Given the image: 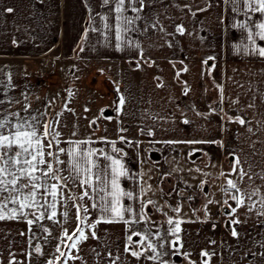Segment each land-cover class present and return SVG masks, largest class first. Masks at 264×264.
Returning a JSON list of instances; mask_svg holds the SVG:
<instances>
[{"label": "crops", "instance_id": "0c3cea01", "mask_svg": "<svg viewBox=\"0 0 264 264\" xmlns=\"http://www.w3.org/2000/svg\"><path fill=\"white\" fill-rule=\"evenodd\" d=\"M132 6L141 7L138 3ZM114 7V4L102 5V0H0V61H21L30 70L32 79L38 78L37 87L51 88L52 98L58 91L61 69L66 63L76 64L78 70L70 68L69 73L84 80L69 91L71 109L75 111L72 118L78 121L72 126L87 128L90 121L83 113L96 104L100 105L98 111L110 114L101 116L104 124L96 133L59 135V147L68 148L70 141H88L84 147L102 149L121 159L128 173L120 180L123 189L135 194L151 186L146 196L125 198L123 203L130 204L135 211L141 201L155 202V207L148 205L143 209L147 221L125 214L129 221L138 222H100L94 229L95 239L91 236L93 230L85 226L89 238L72 252V256L79 255L83 260L64 257L62 264L65 260L67 264H109V251L113 256L119 255L126 264H256L252 258L254 254L256 258L263 255L264 247L252 246L256 240L264 243V216L257 215L255 210L245 215L247 209L241 207L231 219L238 217L242 223L226 222L221 215L222 208L229 209L221 191L226 179L220 173H231L233 152L253 163L254 171L264 169V58L250 54L253 47H264V41L258 36H254L255 44L246 39L249 31H258L254 25L264 22V13L250 11L244 0H144L139 13L141 19L130 26L134 30L124 34L127 43L117 47L114 28L105 27L116 23ZM125 7L128 9L125 16L137 15L127 2ZM146 24L155 27L145 31ZM239 24L246 27L242 29ZM177 25L183 26V34L176 31ZM50 61L55 62V67L45 73L44 66ZM127 62L139 69L135 74L141 80L134 98L138 131L118 137L115 134L118 125L129 124L114 114L115 103L111 107L104 104V98L109 100L111 95L106 96L91 79L99 65L107 64L109 69L116 70L111 64L118 63L119 67ZM218 85L223 88V103ZM253 98L256 107L248 108ZM129 99L127 96L124 101ZM237 99L239 103H231ZM48 103L47 99L45 104ZM126 112L130 114L129 110ZM237 116L252 122L250 126L255 135L247 132L246 126L229 119ZM67 122L59 118L52 126L64 129L69 126ZM253 141L258 155L249 157V145ZM113 144L120 150L118 153L113 151ZM199 145L219 146L222 153L202 152V158L190 164L186 156ZM151 153L158 154L160 159L156 160V154H153L155 160L152 159ZM59 155L60 159H66L63 153ZM98 162L101 168L108 163L102 157ZM165 173L173 179L172 188L176 186L179 190L172 196L166 186L159 185V178ZM63 175L68 173L65 171ZM228 178L236 179V176ZM202 181L208 190L201 192L202 198L197 200ZM72 184L80 196L83 189ZM240 186L248 192L259 187L260 196H264L262 180L256 179L250 184L245 177ZM260 196L252 198L257 209ZM209 200L214 202L208 203ZM228 202L236 207L232 200ZM82 203L89 208L87 221L92 224L100 218V213L90 207L92 201L85 198ZM178 203L179 219L183 222L179 240L173 244L176 236L168 232L170 226L166 221L169 217L177 218L172 209ZM157 223L164 225L165 238L168 234L170 237L166 239L169 245L157 252V260L144 256L137 260L124 252L129 235L143 234L151 227L157 229ZM232 227L240 233L239 238L231 236ZM32 235L33 226L29 230L25 218L0 221V264H31ZM139 239V236L132 237L133 242ZM93 249L99 255H94ZM137 250L145 251L146 255L155 254ZM203 252L211 255L204 256ZM35 259L43 264L40 255Z\"/></svg>", "mask_w": 264, "mask_h": 264}, {"label": "snow or ice", "instance_id": "6c2138e0", "mask_svg": "<svg viewBox=\"0 0 264 264\" xmlns=\"http://www.w3.org/2000/svg\"><path fill=\"white\" fill-rule=\"evenodd\" d=\"M126 2L129 7H131V11L137 13L135 17L129 18L124 15L128 10L125 7ZM226 2H232V0H226ZM137 3L141 5L140 8L132 6ZM244 3L250 11L264 13V0H244ZM112 4L115 5L114 12L117 14L115 17L116 23L114 26L105 24V27L110 30L114 28L115 39L118 42L117 47H120L122 44L127 43L124 34L134 30L130 28V26L133 25L136 20L141 19L139 13L143 9L144 0H102V5L104 6ZM7 10L9 12L12 11L11 8ZM193 15H195V13H193ZM104 19H107V17ZM238 26L242 29L246 27L244 24H239ZM148 27H155V25L146 24L144 30L147 31ZM254 27L258 29V31H249L246 39L255 44L254 36H258L260 40L264 41V22L256 24ZM176 31L183 34V26L177 25ZM250 54L264 58V47H253L250 50ZM205 63H207V61H205ZM217 87L220 88L221 103H223V88L220 85ZM124 102V98L121 96L119 103L123 105ZM3 103L4 101H0V104ZM231 103H239V100L237 99ZM247 107L253 109L256 107L254 98L248 103ZM25 111H27V109H25ZM43 116V113L38 117L35 115L21 116L18 112L9 113L7 110L0 111V221L6 219L15 220L23 217L29 225V230H31V225H33V223L45 218L58 223V221L55 220L57 216V203L59 202L62 207H65V211L62 215L65 220H67L68 210L64 200H71L73 201V206L76 207V219L78 221L77 227L72 235H69L66 229L64 230V237H66L67 240L73 241L71 245H67L71 249H78V245L89 238V236L85 234V227L83 226L93 230L91 231V236L95 239L96 233L94 229L100 222H123L129 224L138 222L139 219L147 221L148 216L143 209L148 205L155 207L154 201L151 199L141 201L140 208L134 211L133 207L130 204L125 205L123 200L125 198L128 200L134 198L139 199L140 195L146 196L147 192L151 191V186L147 189L141 188L140 192L135 194L132 191L123 189L120 180L128 173L121 159L104 153L102 149L97 150L84 147L88 141H70V146L68 148H60L57 139L60 133L53 130L50 122H42ZM229 119H234L235 122L239 123L241 126H246V131L255 135L253 128L250 126L252 123L251 121H246L239 116L235 118L230 117ZM183 122L188 123L189 121L184 120ZM259 123L260 122L257 121V124ZM41 129L43 130L41 131ZM257 131H259V129H257ZM148 134L151 135L152 133L149 132ZM49 137H51V139H48ZM46 140L47 143L45 144ZM54 141L57 148L55 152L51 150ZM164 143L178 142L165 141ZM189 143L193 142L189 141ZM255 145V141L249 145L251 149V152L248 154L249 157L258 155ZM113 151L118 153L120 150L116 149L113 144ZM60 153H63L66 159H60ZM231 155H233L231 173H220V175L224 176L226 179V185L221 188V191L236 204V207H232L227 199L224 201V204L228 205L231 209L227 215L230 217L235 216L237 209L244 207L247 209L245 215L255 210L257 215L264 216V196H260V188L255 187L251 192H248L243 190L240 186L244 183L245 177H247L250 184H254L256 179L264 181V169H261L259 172L254 171V164L250 163L247 158L242 160L241 157L234 152L231 153ZM100 157L108 162L103 168H101L98 162ZM245 164H247V168L244 167ZM61 165L64 167L61 168ZM65 171L68 173V176L63 175ZM197 171H200V169H197ZM233 174L236 176V179L228 178V176ZM69 179L83 189L79 197L75 195L66 198L63 197V190L68 188L67 181ZM50 181L55 182L50 183ZM204 183L205 182L202 181L199 186L201 191H203ZM173 191H176V189H173ZM58 196L61 197L60 201L57 199ZM254 196H260L259 209L256 208V202L252 200ZM85 198L92 201L90 207L100 213V218L90 225H86L89 208L83 203H78ZM191 199L192 197H189V200ZM213 202L212 200L208 201V203ZM9 205H13V207L9 208ZM206 207L207 206H205V209ZM26 209L30 211L26 213ZM32 209H34V211H31ZM180 210L181 208L178 203L177 206L172 209L173 212L177 213V218L174 219L173 217H169L166 221L170 226L168 232L176 236L177 241L179 240L178 233L181 230L180 224L183 222L179 219ZM37 213H39V215H37ZM125 214L134 215L138 220L129 221L125 218ZM28 216H34L35 220L27 218ZM228 223L231 225H239L242 221L236 217L235 219H230ZM213 227H215V225H213ZM44 231L48 232L49 230L45 228ZM230 234L236 238L240 236V233L236 231L235 227L230 228ZM149 235L148 232L143 234L134 232L132 235H129L127 237L124 252L130 254V256L137 260H139L141 256H144L145 259L157 260L159 253H157L156 246L149 239ZM133 236H139V241L133 242ZM73 237H76V239L73 240ZM212 243L215 242L213 241ZM261 246L264 247V244ZM160 247H163V244H161ZM137 248L145 249L155 254L146 255L145 251L137 250ZM41 251L40 247L35 249V252L38 254H40ZM56 251L60 252L59 245ZM92 252L94 255H99L95 252V249H93ZM60 255L66 256L63 252H60ZM202 255L210 256L211 254L203 252ZM107 257L109 264H117L118 261H120V264H126V261H121L119 255L113 256L111 251L107 253ZM68 258L83 260V257L79 255L69 256ZM48 264H52V261H48ZM65 264H67L66 260Z\"/></svg>", "mask_w": 264, "mask_h": 264}, {"label": "rangeland", "instance_id": "374dc122", "mask_svg": "<svg viewBox=\"0 0 264 264\" xmlns=\"http://www.w3.org/2000/svg\"><path fill=\"white\" fill-rule=\"evenodd\" d=\"M115 66L116 70L109 69V65H99L96 67V72L93 73V77L91 81L93 83H97L99 89L106 94V96L111 95L109 98H104V104H109L108 107H111L115 103V111L114 114L118 116L120 120H125L129 125L123 126L122 124L118 125V128L115 131V134L118 137L121 136H131L138 131L136 126L137 121V103L135 101L136 95L138 94L139 84L141 85V80L139 75L135 74L138 73L139 69L132 66L129 63H122L119 67H117L118 63L111 64ZM70 68H75L78 70L79 66L73 63H66L65 66L61 69L62 76L58 84V91L55 96L51 97V88L40 85L36 86L38 83V78L32 79V75L30 70L25 67L21 61H0V101H4L3 104H0V111L7 110L9 113H20L21 116H28V115H35L40 117L43 113L44 116L42 117V122L49 121L52 125L55 124V121L59 118H64L69 124V126L65 127L64 129H55L54 131L58 130V132L65 136L71 135H79L83 131H90V132H98L103 126V121L101 120V116H108L110 115L108 112L98 111L100 107L99 104H96L90 109V111H86L84 114L85 117L89 119V125L87 128H78L73 127L72 124H78V121L73 119L75 111L71 109L73 103L71 101V94L69 91L78 83H81L82 79H78V77L73 74L69 73ZM49 94V96H48ZM41 95V96H40ZM126 98L129 96V101H125L123 105L119 103L120 97ZM41 97V99H40ZM135 98V99H134ZM49 100V105L45 104L46 100ZM52 100V101H51ZM27 109V111H25ZM111 110V108H109ZM129 110L130 114L126 111ZM60 114V115H58ZM70 116V117H69ZM71 123V125H70ZM87 124V123H86ZM43 129H41L42 131ZM234 129H232L233 132ZM231 132V133H232ZM48 139H51L49 137ZM58 139V138H57ZM55 142V141H54ZM47 140L45 141V144ZM228 149V147H227ZM225 149V153L227 151ZM52 151H56V143H53ZM207 152V146L201 148L197 147L195 150L189 153L191 161H187L190 164L194 161H199L202 158L203 153ZM209 152V151H208ZM219 153H222V150L219 147ZM156 153H151L152 159L155 160L154 155ZM156 160L160 159V156L156 154ZM225 161L227 162V157L225 155ZM61 167V166H60ZM191 179V177H188ZM55 182V181H50ZM173 179L170 176L162 175L159 178V185L166 186L168 188V193H171V196L174 193H177L179 190L175 189L174 192L172 188ZM68 188L63 190V197H68L75 195L78 196L77 191H75V187L73 186L72 182L69 180L67 181ZM206 185L203 187V192ZM173 191V193H172ZM197 200H201V190H199L196 194ZM225 199H229L227 195L224 193ZM58 201L61 200V197H57ZM64 203L68 210V218L65 220L62 213L65 211V207L61 206V203H57V216L55 218L58 223L53 222L52 220H48L47 218L37 221L33 223V235H32V257H31V264H38L35 257L40 255L43 264H48V261H52V264H62L61 259H67L69 256H72V252L74 249H71L67 245H71L73 242L72 240H67L64 237V230L66 229L69 235L75 231L78 221L76 219V207L73 206V201L71 200H64ZM82 203V201L78 202ZM13 207V205H9V208ZM227 207V205H226ZM226 209L225 207L222 208ZM30 210H25L27 213ZM31 211H34L32 209ZM159 213V212H158ZM154 214V212H153ZM157 214V213H156ZM160 214V213H159ZM39 215V213H37ZM83 215V213H82ZM23 218V217H21ZM27 218L35 220L34 216H28ZM224 218V217H222ZM225 218L231 219L228 215H225ZM90 221H86V225H90ZM157 225V229L154 228H147L143 233L148 232L149 239L151 242L156 246L157 252L163 251L166 246L169 245L170 241H166V239L170 238L169 234L166 237V231L164 230L163 224H155ZM85 227V226H83ZM47 228L49 231L45 232L44 229ZM223 230V228H221ZM50 233V234H49ZM158 234V235H157ZM76 237H73L75 240ZM177 239L174 240V243ZM163 244V247L160 245ZM253 248L260 247L262 242L256 240L253 242ZM60 247V252L67 253L66 256H61L60 252H57V246ZM246 244H241V247H245ZM37 247L41 248V253L38 254L35 252ZM243 248V249H244ZM239 249V247H238ZM252 261L256 262V264H264V254L260 257L256 258V255L252 258ZM42 264V263H39Z\"/></svg>", "mask_w": 264, "mask_h": 264}, {"label": "flooded vegetation", "instance_id": "af4514ba", "mask_svg": "<svg viewBox=\"0 0 264 264\" xmlns=\"http://www.w3.org/2000/svg\"><path fill=\"white\" fill-rule=\"evenodd\" d=\"M204 146H207V145H202L201 148L204 147ZM212 146H214V145L207 146V151L219 153V146H216V147H218V151H213L211 149ZM186 157H187V160L188 161H191V158H190V155L189 154ZM206 190H208L207 189V186L205 187L204 191H206ZM201 192H203V191H201ZM230 211H231L230 208L229 209L226 208V209H223L222 212H221V215H222V217H224V219H226V222H228V221H227V218H225V215H227V213L230 212ZM226 222H224V223L226 224Z\"/></svg>", "mask_w": 264, "mask_h": 264}, {"label": "built area", "instance_id": "2783aa9c", "mask_svg": "<svg viewBox=\"0 0 264 264\" xmlns=\"http://www.w3.org/2000/svg\"><path fill=\"white\" fill-rule=\"evenodd\" d=\"M54 67H55V62L54 61H50L49 64L44 66V72L45 73H49ZM211 149L213 151H218V147H216V146H212Z\"/></svg>", "mask_w": 264, "mask_h": 264}, {"label": "water", "instance_id": "95a60500", "mask_svg": "<svg viewBox=\"0 0 264 264\" xmlns=\"http://www.w3.org/2000/svg\"><path fill=\"white\" fill-rule=\"evenodd\" d=\"M175 259L179 261L180 260V257L176 255L175 256Z\"/></svg>", "mask_w": 264, "mask_h": 264}]
</instances>
